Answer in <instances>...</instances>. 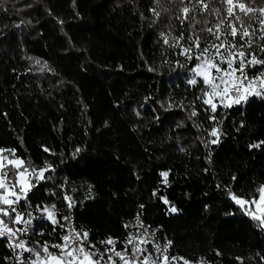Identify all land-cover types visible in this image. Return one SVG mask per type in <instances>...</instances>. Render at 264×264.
Returning <instances> with one entry per match:
<instances>
[{"label": "trees", "instance_id": "1", "mask_svg": "<svg viewBox=\"0 0 264 264\" xmlns=\"http://www.w3.org/2000/svg\"><path fill=\"white\" fill-rule=\"evenodd\" d=\"M203 2L207 9L198 0H0V150L29 173L46 169L13 205L40 211L29 241L40 258L68 215L106 237L142 205L197 264H264V226L232 199L251 204L264 188V92L213 113L203 102L209 87L189 83L201 63L192 40L219 43L207 29L221 19L239 28L226 3ZM241 2L257 9L252 19L234 9L256 30L245 51L264 58V0ZM246 71L251 78L264 66ZM4 172L13 184L16 171ZM8 255L0 239V264Z\"/></svg>", "mask_w": 264, "mask_h": 264}, {"label": "snow or ice", "instance_id": "2", "mask_svg": "<svg viewBox=\"0 0 264 264\" xmlns=\"http://www.w3.org/2000/svg\"><path fill=\"white\" fill-rule=\"evenodd\" d=\"M198 2L203 6L204 9L208 8L207 4H204L203 0H198ZM222 3H226L228 5L227 15L228 17H233L235 21L239 23V28L236 23L226 22L221 19L220 23L215 25V31L212 28H208L207 31L215 37L219 43H210L206 44L204 47H201L200 38L196 37V39L192 40V43L195 45L199 54L195 57V59L200 60L201 63L196 65L193 69L197 76L202 77L203 82L207 85L211 91H206L204 93L205 97L204 103L208 104L211 107L213 113L216 112V104H214L213 98L219 97L221 102L227 98L230 103L225 106L231 107L232 103L239 104L241 101L246 100L248 95L255 94L260 95L261 92L257 89H264V71H261L258 76L253 75L251 78L249 77V73L246 71L248 68H255L257 65L264 66V58H258L254 51L252 53H248L245 51V46L251 49L253 48V39L255 36L256 30L252 29L251 24H245V21L234 11V9H239V12L244 13L245 16H248L249 19H252L249 16V13H255L257 9L252 7H246L245 3L241 2V0H221ZM190 9L185 7L183 12L185 17L189 13ZM216 14L219 15L220 12L218 9H214ZM261 16H264V8L258 10ZM154 14L155 10L153 9ZM226 24V27H225ZM260 24V32L261 35L259 39L264 41V19H259ZM250 29H252L250 31ZM239 36L240 42H237L236 37ZM231 37V40L228 39ZM183 37H181L182 39ZM191 40L192 38L189 37ZM167 43V39L165 40ZM178 46V45H174ZM259 50L264 52V45L259 46ZM192 49L185 48L183 53L186 55V58L191 60L193 57L190 55ZM226 64V68H222L221 65ZM212 69L215 70V75L212 74ZM238 74V75H237ZM189 83L195 85L197 81L195 79L190 80ZM193 116L196 115V112L192 113ZM212 119H215L213 116ZM212 135L216 136V130L212 131ZM215 143V141H213ZM252 147H259V145H252ZM47 151V149H45ZM3 150H0L2 152ZM79 151V150H77ZM14 155V151H13ZM22 164V161L16 160L14 162V166L19 168ZM46 169H40L37 171L36 169H32V175L35 179H42L44 175V171ZM28 173V169H24V171H18L17 175L19 176V180L17 184L19 186V192L14 191L17 187V184H9L7 181L8 173H0V189H2L6 195H0V203L5 204L11 209L12 212H15V216L12 217L13 223L19 224L24 222L22 215L19 212H16V209L13 207L14 204L19 203L21 199H28L27 192L34 187L30 181L24 179L26 174ZM163 175H167L164 173ZM166 182V181H165ZM261 200H264V188H261ZM14 197V199H13ZM67 199V198H66ZM236 203L243 206L246 201L242 199H237L236 196L232 197ZM167 203V201H165ZM252 203H257V201H252ZM71 203H69V207H71ZM49 211V210H45ZM172 211H176L175 208ZM251 214V213H250ZM0 215L10 216V213L7 209H0ZM48 218L56 223L54 214L49 211ZM254 219H258L261 221V224L264 225V217L253 215ZM30 223V221L28 222ZM17 230H13L8 227L4 220L0 219V236H15ZM63 244H53L52 247L59 249L60 255H54L48 251V245L45 244L43 246V251L47 254V258L44 260V264H101V261L104 259L103 254H100L99 259H93L94 256H97V252L86 250L85 243L87 242V247L93 248L94 245L89 241V234L87 231L82 233L74 232V234L65 235L63 238ZM102 243L113 244L111 239L104 241ZM131 243V240H129ZM75 244V247L72 245ZM15 247L22 248L26 251H33L35 249H28L25 246L24 241H20ZM108 251V249H106ZM115 253L117 257L121 261H124V264H131V261L126 259V256L121 252L115 251V249H111ZM136 252L141 251V249L137 248ZM39 259V253H36ZM135 255V252L133 253ZM165 261L168 260V257H164ZM111 260V257H109ZM115 264V261L112 262ZM147 264V260L144 262Z\"/></svg>", "mask_w": 264, "mask_h": 264}, {"label": "built area", "instance_id": "3", "mask_svg": "<svg viewBox=\"0 0 264 264\" xmlns=\"http://www.w3.org/2000/svg\"><path fill=\"white\" fill-rule=\"evenodd\" d=\"M23 221L22 223H10L5 221L8 227L16 231L15 236H0V239L4 241L6 248L9 251V255L5 258V261L9 264H31L36 257V249L29 244V241L35 239V232L37 222L40 219V211L34 208L28 212L21 213ZM30 221V223H28ZM121 233L118 235H110L106 237H92L87 227L83 224H78L73 214L68 215L64 219L62 224V231L58 236L50 235L45 244L48 245V249L54 252V255H60L59 249L53 248V244H63V237L65 235L74 234V232L87 231L89 234V241L95 247L88 248L87 242L85 243L86 250L97 252V256L93 259H99L100 254H103L104 259L101 264H124L119 257L115 255L111 249L121 252L126 256V259L131 261V264H144L147 260V264H194L196 261L186 258L179 249L172 243L161 230V228L149 224L144 218L143 206L140 205L138 210L133 214L125 216L121 219ZM111 239L113 244L109 245L102 243ZM24 241L26 248L35 249L33 251H26L22 248L15 247L20 241ZM131 240V243H129ZM44 244V245H45ZM43 245V246H44ZM75 247V244L72 245ZM139 248L141 251L136 252ZM108 249V251H106ZM135 252V255L133 253ZM167 256L168 260L165 261L164 257ZM111 257V260H109ZM197 264V263H196Z\"/></svg>", "mask_w": 264, "mask_h": 264}, {"label": "rangeland", "instance_id": "4", "mask_svg": "<svg viewBox=\"0 0 264 264\" xmlns=\"http://www.w3.org/2000/svg\"><path fill=\"white\" fill-rule=\"evenodd\" d=\"M221 67L222 68H226L227 67V65L226 64H224V65H221ZM212 74L213 75H215L216 73H215V70L214 69H212ZM238 75V74H237ZM193 79H195L196 81L197 80H202L203 81V79H202V77H200V76H197L196 74H195V72L193 71V75H192V78H191V80H193ZM258 91H260L261 92V94L264 92V89H257ZM211 91V89L209 88V92ZM261 94L260 95H256V96H261ZM253 95H255V94H251V95H248L247 96V99L249 98V97H251V96H253ZM206 98H208V97H206ZM247 99L246 100H243V101H241L240 103H244V102H246L247 101ZM214 104H216V106H218V105H226V104H228V103H230V101L226 98L225 100H224V102L222 103L221 102V100H220V98L217 96V97H214L213 98V101H212ZM233 104H235V103H232L231 105H233ZM16 160H20V159H17V158H12V159H5V158H3V157H1L0 156V166H2V164H3V162H5V161H7V163H8V166L10 165L16 172H15V174H14V176H13V184H17V181L20 179L19 178V176L17 175V172L18 171H24V168H22V166H23V162H22V164L19 166V168H17L16 166H14V162L16 161ZM21 161V160H20ZM39 171V170H38ZM46 171V170H45ZM45 171H44V173H45ZM24 179L25 180H27V181H32V179H35L34 178V176L32 175V173H29V171H28V173L26 174V176L24 177ZM35 180H37V181H39V180H41V179H35ZM12 184V183H11ZM14 191H16V192H19V186H18V184H17V187L14 189ZM0 195H6V193L2 190V189H0ZM261 191L259 192V196L257 197V199L256 200H254V201H257V203L256 204H262V203H264V200H261ZM13 199H14V197H13ZM237 199H242V200H244V201H246L245 199H243V198H237ZM247 204V203H246ZM246 204H244L243 206H247ZM255 203H251L250 204V202H249V206H248V210L250 211V213L252 214V215H254V213H255ZM0 209H7L8 211H9V213H10V211H11V209H9L8 208V206L7 205H5V204H2V203H0ZM49 210L50 212H52L53 213V210L50 208V207H46V208H44L43 210H42V213H43V215L46 217V219L47 220H49V221H52V220H50L49 218H48V216H49V211H45V210ZM254 210V212H252ZM54 214V213H53ZM55 217V216H54ZM0 218H2V217H0ZM9 222V221H8ZM53 222V221H52ZM11 223V222H10ZM37 256V255H36ZM46 258H40L39 257V259H38V257H35L34 258V260L32 261V263L31 264H44V260H45Z\"/></svg>", "mask_w": 264, "mask_h": 264}, {"label": "crops", "instance_id": "5", "mask_svg": "<svg viewBox=\"0 0 264 264\" xmlns=\"http://www.w3.org/2000/svg\"><path fill=\"white\" fill-rule=\"evenodd\" d=\"M2 152H0V156L2 157ZM8 165V163H7V161H5V162H3V164H2V166H0V170H1V168L2 167H4V166H7ZM246 202H247V206L245 207V206H242L243 208H245L246 210H248L249 208H248V206H249V202L246 200ZM253 204V203H252ZM240 205V204H239ZM255 213H254V215H256V216H261V217H264V203H262V204H256L255 203ZM252 212H254V210L252 211ZM264 226V225H263Z\"/></svg>", "mask_w": 264, "mask_h": 264}]
</instances>
